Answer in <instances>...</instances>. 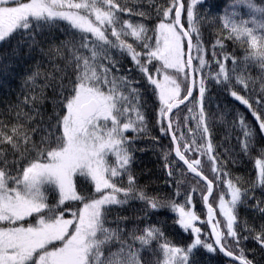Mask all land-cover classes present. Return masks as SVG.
Here are the masks:
<instances>
[{"label": "trees", "instance_id": "obj_1", "mask_svg": "<svg viewBox=\"0 0 264 264\" xmlns=\"http://www.w3.org/2000/svg\"><path fill=\"white\" fill-rule=\"evenodd\" d=\"M84 1L80 13L93 19L91 11L97 9L110 16L101 26L102 37L60 18L29 17L0 40V173L13 185L27 167L46 162L62 148L68 104L79 87L87 86L114 101L120 136L105 158L110 186L97 189L87 173L78 171L73 176L76 197L61 200L54 185L43 184L44 206L13 225L37 228L66 219L69 232L82 205L109 192L115 199L100 209L83 264H164L168 253L178 264H236L214 247L202 200L206 187L174 156L164 107L149 76L161 71L179 86L177 98L186 92V63L178 70L151 55L159 24L174 22L176 0ZM182 1V23L201 47L199 56L192 49L194 95L201 88L197 116L212 140L210 155L206 151L195 166L213 183L209 202L223 246L251 264H264L259 244L264 232L240 227L246 215L264 221V0H199L194 24L187 19L191 0ZM189 101L172 114L171 125L191 162L197 153L184 149L190 136ZM124 125L128 129L120 128ZM237 176L245 178L235 206L239 224L230 233L218 202L227 179ZM187 195L204 220L201 241L194 246L197 235L178 216ZM64 239L34 255L61 247ZM60 259L56 256L54 264Z\"/></svg>", "mask_w": 264, "mask_h": 264}, {"label": "rangeland", "instance_id": "obj_2", "mask_svg": "<svg viewBox=\"0 0 264 264\" xmlns=\"http://www.w3.org/2000/svg\"><path fill=\"white\" fill-rule=\"evenodd\" d=\"M198 1L191 0L189 3L187 19L190 24L195 22L194 5ZM82 7H86L84 0H0V40L21 26L29 17L60 18L79 29L102 37L101 26L109 21L110 16L102 10L94 9L91 11L93 17L91 19L78 11V8ZM183 41L173 21L160 23L151 55L167 66L183 70L185 67ZM197 48H201L199 43H193L195 56H199ZM149 76L158 89L165 112L167 106L178 97L180 88L173 79L161 71H152ZM200 92L201 88L198 89L197 95L190 99L187 108L190 136L188 147L185 145L184 149L197 153V157L191 161L194 166L200 162V157L206 151L210 155L212 147L205 121L197 116L200 113ZM91 97L104 99L103 108L106 111L80 125L75 119V111ZM113 106V97L100 94L87 86L79 87L68 104L63 119L62 127L66 139L64 146L52 152L46 162L33 163L27 167L13 185H9L0 173V264H23L31 260L32 256L35 258L33 264H54L55 257L59 255L62 256L60 264L84 263L85 255L91 246V234L98 224L100 209L102 205L114 201L112 193H104L82 205L74 227L69 232L71 221L66 219H57L37 228L13 224L44 206L46 198L41 190L43 184L54 185L59 190L61 200L76 197L73 176L78 171L87 173L97 189L110 186L108 178L110 167L106 165L105 158L118 143L120 136ZM120 128L128 129L125 125ZM261 170L259 165V177ZM244 178L239 176L228 178L218 202V209L230 233H233L235 226L239 224L235 216V206L240 199L238 185ZM178 216L180 224L197 235L191 245L200 242L199 235L202 233L200 223L204 220L199 217L190 195L185 196L179 203ZM240 227L252 233L264 232L263 217L258 215L251 219L246 215ZM63 237L65 239L61 247L34 255L35 251ZM259 244L264 246V243ZM178 260L175 259V254L168 253L164 264H178Z\"/></svg>", "mask_w": 264, "mask_h": 264}, {"label": "water", "instance_id": "obj_3", "mask_svg": "<svg viewBox=\"0 0 264 264\" xmlns=\"http://www.w3.org/2000/svg\"><path fill=\"white\" fill-rule=\"evenodd\" d=\"M184 15V5L182 0H176V6L173 11V19L175 27L180 31L185 42V63L187 68L188 83L185 94L176 100H173L166 108L164 113V120L167 124V130L173 144V154L187 169V171L194 177L198 178L206 186V191L202 196L203 205L205 209V221L211 235L212 242L217 251L226 259L237 264H249L242 257L228 251L222 244V231L216 216V211L209 202V198L213 192V183L202 174L191 162L187 160L185 155L181 152L177 139L172 131L171 116L180 107L184 106L194 95L195 90V72L192 60L193 41L190 33L182 23ZM99 103L103 104V99L90 98L79 107V113L82 119L87 120L92 117L98 108Z\"/></svg>", "mask_w": 264, "mask_h": 264}, {"label": "flooded vegetation", "instance_id": "obj_4", "mask_svg": "<svg viewBox=\"0 0 264 264\" xmlns=\"http://www.w3.org/2000/svg\"><path fill=\"white\" fill-rule=\"evenodd\" d=\"M87 100H88V99H86L85 101H87ZM104 111H106V109L103 108V105H102V104H99L96 113H95L92 117H95L96 115L103 114ZM92 117H90V118H92ZM90 118H89V119H90ZM75 119H76V121H77L80 125H83L84 123H86V122L89 120V119H87V120L82 119V117H81L80 114L78 113V110L75 111Z\"/></svg>", "mask_w": 264, "mask_h": 264}]
</instances>
